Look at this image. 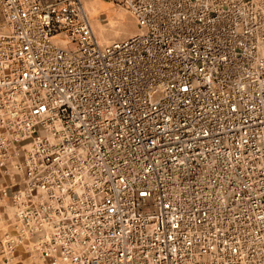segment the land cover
Listing matches in <instances>:
<instances>
[{
    "label": "built area",
    "instance_id": "built-area-1",
    "mask_svg": "<svg viewBox=\"0 0 264 264\" xmlns=\"http://www.w3.org/2000/svg\"><path fill=\"white\" fill-rule=\"evenodd\" d=\"M115 1L0 0V253L264 264V0Z\"/></svg>",
    "mask_w": 264,
    "mask_h": 264
},
{
    "label": "rangeland",
    "instance_id": "rangeland-1",
    "mask_svg": "<svg viewBox=\"0 0 264 264\" xmlns=\"http://www.w3.org/2000/svg\"><path fill=\"white\" fill-rule=\"evenodd\" d=\"M81 2L100 44L126 39L137 31L132 17L115 0H81Z\"/></svg>",
    "mask_w": 264,
    "mask_h": 264
},
{
    "label": "crops",
    "instance_id": "crops-1",
    "mask_svg": "<svg viewBox=\"0 0 264 264\" xmlns=\"http://www.w3.org/2000/svg\"><path fill=\"white\" fill-rule=\"evenodd\" d=\"M3 184H5V181L0 178V186ZM4 205L6 206V204H3L0 201V210L3 208ZM5 212L8 214V210H5ZM0 264H30V262L27 259L26 252L23 250V248L18 247L16 248L13 257L8 260L0 253Z\"/></svg>",
    "mask_w": 264,
    "mask_h": 264
}]
</instances>
